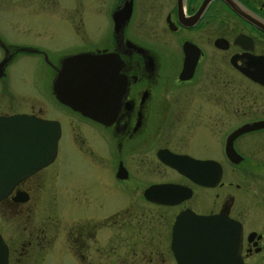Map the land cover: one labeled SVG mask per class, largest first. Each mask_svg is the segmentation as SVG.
I'll return each instance as SVG.
<instances>
[{"label":"flooded vegetation","instance_id":"1","mask_svg":"<svg viewBox=\"0 0 264 264\" xmlns=\"http://www.w3.org/2000/svg\"><path fill=\"white\" fill-rule=\"evenodd\" d=\"M93 1L73 0L66 15L83 41L90 4L102 18L100 37L56 58L40 42L0 31V80L35 54L53 70L61 114L24 110L10 97L0 108L60 127L53 159L0 199L7 264H192L193 213L223 218L198 230L212 241L209 264H264V0ZM51 3L0 0V9L30 5L47 16ZM81 52L112 54L117 76L94 98L102 119L52 90L64 57Z\"/></svg>","mask_w":264,"mask_h":264},{"label":"water","instance_id":"2","mask_svg":"<svg viewBox=\"0 0 264 264\" xmlns=\"http://www.w3.org/2000/svg\"><path fill=\"white\" fill-rule=\"evenodd\" d=\"M4 61L0 62V76ZM109 52L69 54L62 60L52 90L58 100L92 118H101L94 108L98 87L109 76H117ZM105 117V116H104ZM60 134L59 122L27 113L0 114V199L24 176L48 164L54 157ZM181 168V164H175ZM182 169V168H181ZM220 214L192 215L190 246L192 264H209L205 259L210 239L198 233L201 225L222 221ZM211 229H213L211 227ZM216 234L214 233L213 236ZM238 237V235H237ZM227 244V243H226ZM230 244V243H228ZM7 246L0 234V264H7ZM233 256L232 252L229 253ZM232 258V257H231ZM180 264H185L181 261Z\"/></svg>","mask_w":264,"mask_h":264},{"label":"rangeland","instance_id":"3","mask_svg":"<svg viewBox=\"0 0 264 264\" xmlns=\"http://www.w3.org/2000/svg\"><path fill=\"white\" fill-rule=\"evenodd\" d=\"M84 1L91 4L93 0ZM72 3L73 0H52L51 14L47 16L32 12V6L30 5H9L3 7L0 9V31L9 37H16L18 40H21L23 36H27L28 38L24 37V39H29L35 44L36 42H40L47 48V52H49L51 58H56L62 52L74 49L76 42L79 48L91 46L94 43L93 38L100 37L97 36V32L102 24V18L94 14V10L96 9L93 6L90 4L87 6L90 9L85 15L84 28L87 25L88 35L82 41L81 36L75 35L73 31L74 25L68 20L71 17L66 15L68 11L75 12ZM63 4L68 9L66 12ZM102 7L105 9L106 6L103 5ZM10 18H17L18 20L16 21L19 26L9 24L8 19ZM76 21L75 19V24ZM42 23H46L47 25L46 35L43 29H36L37 27H42ZM25 24L31 25L29 31L26 28L23 29ZM52 76L53 70L39 63V59L35 54L20 56L8 68L6 80H0V108L4 107L3 104H6V100L8 101L10 97L13 99L11 103H15V106L21 109L27 110L33 104L35 109H41L40 113L44 116L61 118L60 112H57L54 107L55 100L50 92ZM62 119L65 120L67 118L64 117ZM72 140V132L68 124H65L60 142L67 150ZM60 154L59 161H62L64 154L62 152ZM43 264H61V260L53 258Z\"/></svg>","mask_w":264,"mask_h":264}]
</instances>
